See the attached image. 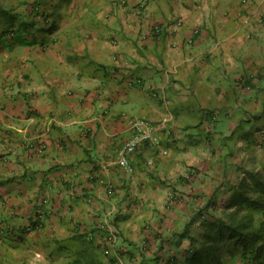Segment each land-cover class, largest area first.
I'll list each match as a JSON object with an SVG mask.
<instances>
[{
    "label": "crops",
    "instance_id": "crops-1",
    "mask_svg": "<svg viewBox=\"0 0 264 264\" xmlns=\"http://www.w3.org/2000/svg\"><path fill=\"white\" fill-rule=\"evenodd\" d=\"M254 181L264 0H0V264L183 259Z\"/></svg>",
    "mask_w": 264,
    "mask_h": 264
},
{
    "label": "trees",
    "instance_id": "trees-1",
    "mask_svg": "<svg viewBox=\"0 0 264 264\" xmlns=\"http://www.w3.org/2000/svg\"><path fill=\"white\" fill-rule=\"evenodd\" d=\"M254 183L257 194L245 196L235 212L215 217L200 210L198 247L186 249L183 259L171 256L164 264H264V183Z\"/></svg>",
    "mask_w": 264,
    "mask_h": 264
},
{
    "label": "built area",
    "instance_id": "built-area-1",
    "mask_svg": "<svg viewBox=\"0 0 264 264\" xmlns=\"http://www.w3.org/2000/svg\"><path fill=\"white\" fill-rule=\"evenodd\" d=\"M128 125L130 127V136L119 148L117 153V162L118 165L122 169H124V171L131 172V156L137 151V149L141 145L145 143L159 144L160 137L157 134L155 125L145 118L132 117L128 120ZM162 152L163 154H167L166 150H163ZM48 204V198L42 197L40 199V206ZM110 240H115L114 235L110 237ZM105 253H108V251H106Z\"/></svg>",
    "mask_w": 264,
    "mask_h": 264
}]
</instances>
